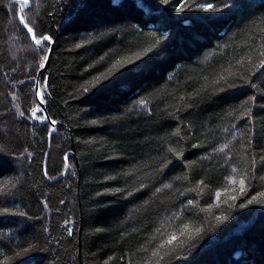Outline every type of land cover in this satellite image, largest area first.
I'll use <instances>...</instances> for the list:
<instances>
[{
	"label": "trees",
	"instance_id": "obj_1",
	"mask_svg": "<svg viewBox=\"0 0 264 264\" xmlns=\"http://www.w3.org/2000/svg\"><path fill=\"white\" fill-rule=\"evenodd\" d=\"M203 2L0 0V264H264V0Z\"/></svg>",
	"mask_w": 264,
	"mask_h": 264
},
{
	"label": "snow or ice",
	"instance_id": "obj_2",
	"mask_svg": "<svg viewBox=\"0 0 264 264\" xmlns=\"http://www.w3.org/2000/svg\"><path fill=\"white\" fill-rule=\"evenodd\" d=\"M164 2H165V3H168V0H164ZM25 3H27V0H25ZM200 7H201L202 10L212 9V8H213V6H212V4L209 2V0H204V2L200 5ZM183 8H184V6L181 5V6L178 7V8H174V11H182ZM21 20H23V17H21ZM27 30H28V32H32V29H31V28H28ZM31 39L33 40V42H34V44H35L36 46L42 48V46H43L44 43H46V42H48V41L51 40V37H50V36H43L42 39H37L36 36L33 35V36L31 37ZM78 46H79V45H78ZM153 50H154V49L150 47V48L147 49V52L150 53V52H152ZM141 59H142V56L137 55V56L135 57V59H132V58H125L124 61H117L116 63H117L118 65H121V66L123 67V66L133 65V64L136 63V61H139V60H141ZM43 60H44V61H47V60H48V57L45 56V57L43 58ZM38 67L41 68V69H43V68L45 67V63H40V64L38 65ZM113 67H115V65H114ZM133 70H135V69H133ZM109 71H111V69H109ZM96 79L99 80V77H97ZM33 83H36V82L33 81ZM46 86H47V84H45V87H46ZM83 90H84L85 93L88 92V88H84ZM36 95L38 96V98H39L40 101H43V99H44V90H43V89H38L37 92H36ZM140 104H141V105H144V104H145V101H144V100H141V101H140ZM38 112L41 113L40 116H37V113H38ZM20 114L23 115V113H20ZM31 116H32L33 118H35L36 120H38V121H39V120H42V119H46V118L43 116V113L41 112L40 107H37V108L32 109V111H31ZM48 122H49L50 124H52V125H55V124L57 123V121H55V120H50V121H48ZM225 147H227V146H225ZM221 150H222V149H221ZM170 151L174 152L177 158H180V157L182 156V153L179 152V151H177L175 148L170 149ZM64 160L67 161V157H66V156L64 157ZM68 167H69L68 164L65 163V164H64V168H65V170H67ZM233 172H236V169H233ZM230 181H231L232 184H236V183H237V179H236L235 176L230 177ZM201 183H203V181H201ZM238 183H239V185H240V191L243 193V192L245 191V188H244V185H245V179H244L243 177H241V178L239 179ZM166 187H170V185H166ZM117 191H119V189H118ZM157 191H159V189H158ZM129 194L131 195V193H129ZM260 195H261L262 197H264V193H261ZM216 197H217V199H219V197H220V193H219V192L216 193ZM232 199H236V197H232ZM255 200H256V197H253V199L250 200L249 203H252V202L255 201ZM191 203H192V202L189 201V204H191ZM3 212H4V213H7V212H8V209H6V208L3 209ZM224 219H226V217H223V216L217 218L218 221H222V220H224ZM66 223H67V222H66ZM158 231H159V230H158ZM200 231H201V229H199V228H196V229L194 230L195 233H199ZM185 234H188V237H189V238H191L192 235H193V231L191 230V226H190L189 224H184V225H183V228H182V230H180L179 235H178L177 232H175V231H173V232H171L170 234H168V235L166 236V238H164L163 241H162L161 243H159L158 247H156V249L152 252L151 255H152L153 257L159 256V255H160V250H161V249H164L166 246H172V245L174 244V242H177L178 240H179V244H180V245H183L186 241H184V240H180L179 238L185 236ZM161 259H163L162 256H161ZM149 264H151L150 261H149ZM157 264H159V261H157Z\"/></svg>",
	"mask_w": 264,
	"mask_h": 264
},
{
	"label": "water",
	"instance_id": "obj_3",
	"mask_svg": "<svg viewBox=\"0 0 264 264\" xmlns=\"http://www.w3.org/2000/svg\"><path fill=\"white\" fill-rule=\"evenodd\" d=\"M33 35H35V34H33ZM53 45H54V42H52L51 48L48 51V54H47L48 60L45 62V67L41 70V73H43L44 71H46L49 68ZM47 85H48V81H47ZM41 103H42V107L44 108V111L47 113V109H46L45 104L42 101H41Z\"/></svg>",
	"mask_w": 264,
	"mask_h": 264
},
{
	"label": "bare ground",
	"instance_id": "obj_4",
	"mask_svg": "<svg viewBox=\"0 0 264 264\" xmlns=\"http://www.w3.org/2000/svg\"><path fill=\"white\" fill-rule=\"evenodd\" d=\"M53 42V41H52ZM51 48V47H50Z\"/></svg>",
	"mask_w": 264,
	"mask_h": 264
}]
</instances>
